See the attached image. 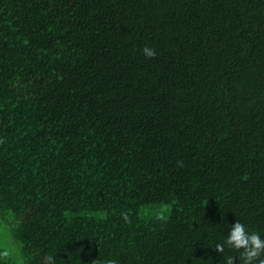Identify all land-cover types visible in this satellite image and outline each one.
<instances>
[{
  "label": "trees",
  "instance_id": "trees-1",
  "mask_svg": "<svg viewBox=\"0 0 264 264\" xmlns=\"http://www.w3.org/2000/svg\"><path fill=\"white\" fill-rule=\"evenodd\" d=\"M0 141L21 264L239 257L214 247L264 238V0H0Z\"/></svg>",
  "mask_w": 264,
  "mask_h": 264
},
{
  "label": "clouds",
  "instance_id": "clouds-1",
  "mask_svg": "<svg viewBox=\"0 0 264 264\" xmlns=\"http://www.w3.org/2000/svg\"><path fill=\"white\" fill-rule=\"evenodd\" d=\"M142 52L148 58L156 56L155 50L148 46H145ZM177 164L183 167L181 161H178ZM122 218L126 222H130L126 212L122 213ZM160 219H163V217ZM225 246L241 251L239 257H225L224 264H236L237 259L239 264H264V238H261L260 234L256 231L249 232L240 220H237L230 226V231L225 236V239L222 243H217L214 250L218 253H223ZM43 264H55L54 257L46 254L43 258ZM91 264H118V261L115 259H94L91 261Z\"/></svg>",
  "mask_w": 264,
  "mask_h": 264
},
{
  "label": "rangeland",
  "instance_id": "rangeland-1",
  "mask_svg": "<svg viewBox=\"0 0 264 264\" xmlns=\"http://www.w3.org/2000/svg\"><path fill=\"white\" fill-rule=\"evenodd\" d=\"M146 213H162L166 212L165 206H152L146 207ZM0 248L4 251L5 255L11 260L12 264H21V256L19 249L15 242H13L10 232L5 223L0 219Z\"/></svg>",
  "mask_w": 264,
  "mask_h": 264
}]
</instances>
